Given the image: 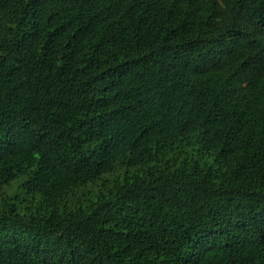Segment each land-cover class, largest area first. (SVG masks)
<instances>
[{"label": "trees", "instance_id": "trees-1", "mask_svg": "<svg viewBox=\"0 0 264 264\" xmlns=\"http://www.w3.org/2000/svg\"><path fill=\"white\" fill-rule=\"evenodd\" d=\"M0 264H264V0H0Z\"/></svg>", "mask_w": 264, "mask_h": 264}, {"label": "rangeland", "instance_id": "rangeland-1", "mask_svg": "<svg viewBox=\"0 0 264 264\" xmlns=\"http://www.w3.org/2000/svg\"><path fill=\"white\" fill-rule=\"evenodd\" d=\"M14 190L11 191V193L13 192Z\"/></svg>", "mask_w": 264, "mask_h": 264}]
</instances>
